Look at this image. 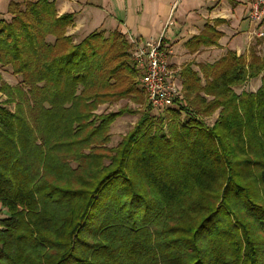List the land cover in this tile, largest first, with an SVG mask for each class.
<instances>
[{
	"label": "trees",
	"instance_id": "16d2710c",
	"mask_svg": "<svg viewBox=\"0 0 264 264\" xmlns=\"http://www.w3.org/2000/svg\"><path fill=\"white\" fill-rule=\"evenodd\" d=\"M7 10L0 264H264L263 56L227 50L184 64L174 103L142 112L106 147L122 109L95 110L140 102L143 90L127 38L94 31L74 42L72 14L50 0ZM193 41L190 49L213 43ZM7 68L14 85L2 81ZM258 76L255 91H235Z\"/></svg>",
	"mask_w": 264,
	"mask_h": 264
},
{
	"label": "crops",
	"instance_id": "0c3cea01",
	"mask_svg": "<svg viewBox=\"0 0 264 264\" xmlns=\"http://www.w3.org/2000/svg\"><path fill=\"white\" fill-rule=\"evenodd\" d=\"M0 0V14L8 18L9 2ZM58 15L72 14L67 32L77 41L94 31L107 35L118 30L125 37L144 40L155 38L166 27L164 41L168 47V62L178 71L191 63L212 62L227 50L236 55H248L250 50L264 57V18L257 26L262 36L254 33L248 12L252 0H50ZM203 36L213 43L190 49L193 38ZM244 90L255 91L260 77L248 79ZM180 86V85H179Z\"/></svg>",
	"mask_w": 264,
	"mask_h": 264
},
{
	"label": "built area",
	"instance_id": "2783aa9c",
	"mask_svg": "<svg viewBox=\"0 0 264 264\" xmlns=\"http://www.w3.org/2000/svg\"><path fill=\"white\" fill-rule=\"evenodd\" d=\"M251 4L248 18L253 26L252 31L257 36H262L263 33L257 30V26L264 18V0H252ZM170 24L171 20L168 19L163 31L155 38L140 40L132 36L126 37L131 45V57L139 71L140 85L147 102L157 111L171 106L181 90L176 79V70L169 65V50L163 39L165 29Z\"/></svg>",
	"mask_w": 264,
	"mask_h": 264
},
{
	"label": "rangeland",
	"instance_id": "374dc122",
	"mask_svg": "<svg viewBox=\"0 0 264 264\" xmlns=\"http://www.w3.org/2000/svg\"><path fill=\"white\" fill-rule=\"evenodd\" d=\"M68 27H67V30H68ZM67 30H66V33L69 34L67 32ZM73 41L77 42L79 40L76 41L73 38ZM1 78H2L3 82H5L9 85H14L19 80L17 76H14L11 74L9 68L1 70ZM245 85H246V83H244L242 86L236 87L235 91L240 92V90H242L246 87ZM139 87H140V85H139ZM137 95L138 96L136 98L140 102L136 103L133 100H131L130 98H123V99H120L119 101L111 103V104H102L95 110V112L99 113V112H114L118 109H122L121 113L116 115V117H114V119L112 120V122L109 125V128H108V138L109 139H108V142L105 144L106 147L116 146L125 135H127L129 132L132 131V129L135 127L141 113L146 111L147 109L149 110V113L153 116H155L156 114H161V113H159V111L157 112V110L148 107L149 102H147L146 94L143 92V90H142L141 94H137ZM141 96H142V100H141ZM4 98H5V96L1 95V93H0V100H3ZM5 106L10 110L13 109V103H6ZM215 116H216V112L214 114H212L211 116H209L208 118H200V119H201V122L203 121V122L207 123L208 126H210L212 124V121L215 118ZM180 117L182 118L183 115H180ZM160 129H161V131H165V125L161 124Z\"/></svg>",
	"mask_w": 264,
	"mask_h": 264
}]
</instances>
